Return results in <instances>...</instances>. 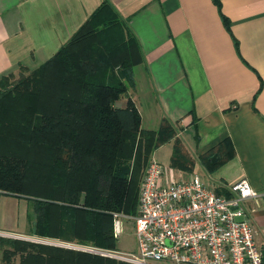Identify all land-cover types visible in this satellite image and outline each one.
<instances>
[{
  "label": "trees",
  "instance_id": "16d2710c",
  "mask_svg": "<svg viewBox=\"0 0 264 264\" xmlns=\"http://www.w3.org/2000/svg\"><path fill=\"white\" fill-rule=\"evenodd\" d=\"M120 24L105 2L40 68L0 81V193L27 201L31 236L115 250L114 215L137 214L155 151L174 139L173 168L193 166L167 120L146 130L132 100L120 106L141 61ZM0 253L1 264H129L7 237Z\"/></svg>",
  "mask_w": 264,
  "mask_h": 264
},
{
  "label": "crops",
  "instance_id": "0c3cea01",
  "mask_svg": "<svg viewBox=\"0 0 264 264\" xmlns=\"http://www.w3.org/2000/svg\"><path fill=\"white\" fill-rule=\"evenodd\" d=\"M105 2L121 21L116 37L133 38L141 57L120 106L132 100L143 129L167 120L176 130L193 160L183 181L228 190L247 180L261 194L245 209L264 250V0H0V81L40 68ZM174 142L153 157L169 144L172 160ZM8 197L0 193V237L64 247L19 231V210L7 226Z\"/></svg>",
  "mask_w": 264,
  "mask_h": 264
},
{
  "label": "built area",
  "instance_id": "2783aa9c",
  "mask_svg": "<svg viewBox=\"0 0 264 264\" xmlns=\"http://www.w3.org/2000/svg\"><path fill=\"white\" fill-rule=\"evenodd\" d=\"M165 173L163 164L152 158L140 185L134 218L135 252L68 244L70 249L129 264H264L256 228L245 209L247 200L261 194L247 180L230 185L232 197L227 198L208 188L197 175L165 182ZM114 216L118 239L124 216Z\"/></svg>",
  "mask_w": 264,
  "mask_h": 264
},
{
  "label": "rangeland",
  "instance_id": "374dc122",
  "mask_svg": "<svg viewBox=\"0 0 264 264\" xmlns=\"http://www.w3.org/2000/svg\"><path fill=\"white\" fill-rule=\"evenodd\" d=\"M171 152H172V145L168 144L165 147H163L162 149H160L158 151V153L155 155V157H153V158L156 159L157 161H159L165 167V171H166L165 182H168L171 180L173 173H175L178 181L185 180L188 177L187 174H182V173H180L179 169H173L171 167V164H170ZM174 170H175V172H174ZM201 171L202 170H200V173L203 174ZM204 177L205 176L203 175V178ZM206 177L208 179H210V177L208 175H206ZM7 199L9 200V202H11L10 203L11 205H9L8 212L6 214L7 226H10L13 224L12 220H15V217H16L15 215H16L17 211L19 210L18 218H20L19 219V225H20L19 229L20 230L19 229L18 230L24 231V232H29L30 228H29V224H28L29 222L27 220L29 205H28L27 201L21 200L19 203L20 207L18 209L16 206V204H17L16 198L8 197ZM136 215L135 216H128V215L123 214L124 217H121L120 221L122 223V234H121L120 238H118V240H117L115 250L120 251V252H124V253H133L137 250V237H136V228H135V222H134V218L136 217ZM13 237H15V236H13ZM16 237H20V236H16ZM61 244H65L63 246L66 249H70L68 244H74V243L64 242ZM85 246H87V245H85ZM91 247H94V246H91ZM94 255H96V254H94ZM1 260H2V255L0 253V264H1ZM159 264H170V263H159Z\"/></svg>",
  "mask_w": 264,
  "mask_h": 264
},
{
  "label": "water",
  "instance_id": "95a60500",
  "mask_svg": "<svg viewBox=\"0 0 264 264\" xmlns=\"http://www.w3.org/2000/svg\"><path fill=\"white\" fill-rule=\"evenodd\" d=\"M216 159H217V158L214 157L212 160L215 162V161H217ZM262 259H263V263H264V250H262Z\"/></svg>",
  "mask_w": 264,
  "mask_h": 264
}]
</instances>
